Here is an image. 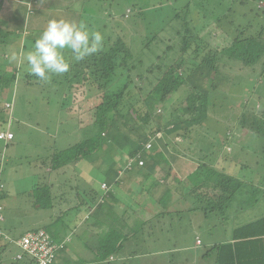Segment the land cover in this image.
Listing matches in <instances>:
<instances>
[{
	"label": "trees",
	"instance_id": "1",
	"mask_svg": "<svg viewBox=\"0 0 264 264\" xmlns=\"http://www.w3.org/2000/svg\"><path fill=\"white\" fill-rule=\"evenodd\" d=\"M25 1L19 5L27 11V16L35 19V16L44 17L45 7L43 9L35 7L31 12L25 4L28 2ZM30 1L32 4L35 2V0ZM59 1L61 0H58V3ZM120 1L113 0L110 11L111 5L115 2L118 5ZM160 1L163 4L170 0ZM171 1L175 5L171 18L167 23L165 20L148 43H141V47L143 46V49L147 47L148 52L152 42L158 41L157 47L160 53L157 52L156 58L151 55L153 53H148L155 61L148 67L140 69L141 59L137 58L140 56L136 52L133 53L130 48L134 34L128 30L124 39L122 35L113 33V27L109 28V32L106 31L107 23L110 22L99 13L105 1L83 0V10L78 16L77 23L84 21L91 30L102 32L105 35L104 49L71 65L67 73L53 75L52 78H59L69 92L75 85L77 87L86 85L90 77H93L100 92L85 99L86 103H78L80 100L76 99H81V96L76 93H73L71 101L61 102V106L68 107L73 99L78 101L69 106L65 112L82 110L87 116L85 118L79 116V127L77 128L76 124L75 128L79 129L81 123L87 121L91 131L73 144L61 149L54 148L49 156L51 169H58L69 163L87 161L104 172L108 180H116V185H120L117 183L121 182L122 185L129 187V190L133 189L136 194L135 199L138 195L145 194L150 196V202H153L151 191L161 185L159 179L163 178L167 181L174 174L173 167L176 169V164H180L178 160L182 159L175 157V162L170 163L165 154L167 147L164 142L165 137L185 139L190 136L192 126L197 125L205 129L204 121L207 119L210 103L209 93L199 82L209 83L218 78L226 79L237 89L240 86H249L245 91L240 89V93L248 97L256 90L257 80L264 84V0H253L250 9L241 14H238L236 5L245 7L249 0ZM177 1L179 3L176 5ZM3 2L4 0H0V8ZM122 2L124 5L126 2L133 6L137 1L122 0ZM257 2L263 4L257 6ZM49 5L51 6L48 4L47 7ZM138 7L144 6L139 3ZM233 16L238 19L237 24ZM49 20L45 17L43 24H40L46 27ZM240 21L246 22L247 25L240 24ZM169 27H172V35L168 37L166 35L163 40L161 34ZM226 34L228 37L231 36L228 41ZM173 41H176L174 47L167 45ZM2 42L3 40L0 39V46L3 45ZM7 64L8 62L5 69H1L3 66H0V131L6 130L9 120L14 124L18 122L14 119L15 110L10 108L12 102L10 97L12 95L13 98V93L9 91H12L21 80L31 84L38 79L27 73L23 61L19 66L14 64L7 66ZM82 67L88 68L81 70ZM137 68L141 70L140 73L136 72ZM117 71L125 75V78L120 80V85H115L119 80L115 84L112 83ZM154 73V78L149 79V75ZM180 88L184 91L182 100L174 99L173 104L170 105L171 100L168 98L174 93L177 94ZM224 90L226 91V88ZM261 99V97L249 98L238 102L243 110L241 127L246 126L249 140L241 143L242 138H235L236 131L240 129L238 126L234 127L230 133L231 139L227 140L230 137L226 136L224 143L230 149H227L228 151L226 150L220 159L215 156L214 151L209 150V153L200 154L201 156L198 155L191 160L189 166L194 170L188 174V178L193 185L188 192H184L186 180H178L174 185L169 184L181 193L180 196L184 199L181 208L175 206L174 194L169 193L160 203L154 202L143 206V203L138 202L139 211L135 210L134 206L132 208L125 206L121 212L117 209L112 211V217L107 213L105 222L108 223L109 232L105 231L106 235L100 238L99 242L96 241L92 251L88 252L89 258L84 261L77 259L76 262H79L77 264H130L131 260H137L142 264H199L206 260L205 257H208L212 264H264V215L233 227L232 225L228 227L223 221L226 220L225 217L227 219L230 217L227 210L231 204L233 206L230 214L234 217L242 215L244 207L241 201L244 199L252 200L251 205L259 204L264 200V173L258 168H262L264 160L257 147L256 155L259 159L256 160L257 157L254 155L253 161L259 173L254 172L255 176L251 177L250 173L242 172L243 168L249 167V164H241L242 159L250 156V149L256 146L257 142H260L258 148L264 151V101L261 102L262 104L257 102ZM4 102L9 105L5 107L2 104ZM158 109H161L162 114H156ZM64 120L65 118L60 124H63ZM159 133L161 136L158 135ZM105 135L111 139L110 144ZM154 141H157L158 145H155L152 148L153 152L150 153L146 148L148 144L149 147L153 146ZM160 143L162 146L158 147ZM208 144L212 146L213 142L208 141ZM230 152L234 153V157ZM209 157L211 159L206 162L205 159ZM123 161H131L130 167L124 168ZM222 162L227 166H221ZM230 165H233L232 169ZM121 168H123L121 173H118ZM136 175L140 180L135 179ZM144 184L146 187L140 192ZM72 187V190L76 189V186ZM50 191L51 186L47 184L29 191L28 195L34 200L33 206L39 209L54 208V198H57L53 197ZM86 195L84 192L81 193L84 199L88 198ZM236 200L238 201L234 205ZM102 206L103 204L99 203L94 209L95 213L99 212ZM0 207L2 213L3 207L1 205ZM72 211L74 208H69L66 213L70 214ZM184 216L188 220L185 226L180 223ZM108 218H112L113 222L112 220L108 222ZM118 221L122 222V226H114ZM84 229L83 232L87 233L88 225ZM94 229L91 228L88 234L91 235ZM101 230L104 232L103 229ZM220 230H223V233L219 236L220 239L216 240L214 232L220 233ZM201 234L212 239L206 241L204 237L202 240ZM2 235L0 228V238ZM4 239L7 240L6 243L0 242V264H33L32 261L19 260L15 257L18 250L12 243L15 239L8 236H4ZM130 240L136 241L137 244L132 249L130 243L126 254L124 250ZM195 241L203 242L200 250L205 252L202 256L198 255L196 261L191 255ZM70 242L71 239L68 237L59 242L54 241L58 247L55 258L50 264L55 263L60 251L71 249L67 245ZM9 245L16 249L14 253H6V250H11Z\"/></svg>",
	"mask_w": 264,
	"mask_h": 264
},
{
	"label": "rangeland",
	"instance_id": "2",
	"mask_svg": "<svg viewBox=\"0 0 264 264\" xmlns=\"http://www.w3.org/2000/svg\"><path fill=\"white\" fill-rule=\"evenodd\" d=\"M22 1L25 0H4L0 8V39H9L10 41V47L5 46L4 44L0 46V66H3L1 69L6 68L7 62V66L11 64L16 66L20 63V61H22V53L24 55V53L30 50L26 49L22 52L25 42L27 40H31L30 45H33L34 40L46 28L42 25L45 17L47 20H51V18H64L77 22L78 16L81 14V11L83 10L82 7L84 5L83 0H61L63 1L61 4V1L58 3V0H35L33 4L32 1L28 0L25 1L28 2L25 4H27V8L31 10V12L34 11L33 9L35 7L42 9L45 7L44 17L38 18L35 16L36 19L31 17L29 19V16L26 15L27 11H24V8L19 5L20 3H24ZM104 1L105 4L100 9L99 13L103 14L105 19L111 23H107L108 28L106 31L109 32V28L113 27V33L115 35L118 33L124 37L125 33H128V30H130L131 33L134 34L132 41H130V48L133 53L136 52L140 56L137 57L138 59H141L139 63L141 64L140 69L148 67L150 63L155 61V59L149 54L153 53L151 55L156 58L155 55L157 52L160 53L159 48L157 47V44L159 43L158 41L156 42V40L153 41L148 52L147 47L145 49H143V46L141 47V43H148L155 35L157 30L165 23V20L167 23L173 14V6H175L174 2L171 0L168 2L162 0L165 2L161 4L160 0H136L137 2H134V5L130 6L126 3L127 1L124 5L121 0L118 5V1L115 2L114 5H111L110 11V4L113 2V0H111V2L110 0ZM248 2L245 7L236 5L238 14H241L244 11L247 12L254 1L249 0ZM139 3H142L144 7H138ZM178 3L179 1H177L175 4L177 5ZM48 4H51V6L49 5L47 7ZM262 4V2H257V6ZM18 6L20 8H17ZM68 11L70 13H68ZM117 11L119 12L116 13ZM96 13H98V11H96ZM14 15H16V17H13ZM232 18H234L235 24H237L238 19L235 18V16ZM239 23L242 25H247L246 22L240 21ZM40 26H42L41 29ZM171 29L172 27H169L163 31L161 34V38L163 40L166 38V35L167 37L172 35ZM230 37L231 36L228 37L227 35L226 40H230ZM167 45H173L174 47L176 45V41L167 43ZM13 49L19 53L17 61H12L9 59V52ZM171 54H173V51ZM65 55L71 61V53L66 52ZM168 58H170V55ZM78 62L71 61V65ZM84 68L87 69L88 67H82L81 70H84ZM140 71L141 70L137 68L136 72L140 73ZM154 75L155 73L150 74L149 79L154 78ZM124 78L125 75L120 73V71H117L112 83L115 84L119 80L115 85H120V80ZM33 82L34 83L26 84L23 80H21L12 91H9L13 93V98L11 95L10 99L13 100L14 104L11 103L10 108H12L13 111L15 110L14 118L19 122H26L28 125H15L13 129L18 135L13 140L12 144H10L8 147H5V151L7 149V157L11 159V162L8 161L7 166L4 169L2 168V171L0 172V182H2V184H0V205L3 207V219L0 220L1 233L3 234L0 238L1 243H6L7 241L4 239V236L15 238L26 231L39 228L45 230L54 241H59V235H61L63 232L67 234V230L70 232L71 227L67 228L65 222H63V219L59 217V211L56 205L59 203V201L63 203L65 198L70 199V196L73 197L77 192V188L79 192H85L87 194L93 193L92 188H95L99 194H102L108 190L113 191L115 193L116 202L109 198V205L112 204L111 206H113L112 210L110 211L109 208H104V210L109 213L111 217L113 215L111 214L112 211H116L117 209L121 212L122 209H125V206L126 208H132V206H134L135 210L139 211L140 207L138 202L140 204L143 203V206H147L148 204H152L154 202L160 203L169 193L174 194L173 202H175V206L181 208L184 199L180 196L181 193H179V191L169 184L174 185V183L178 180H186L187 183L184 185V192H188L193 185V182L188 178V174L194 170L189 166L190 163H192L191 160H194L200 154L204 155L207 152L209 153V150L214 151L215 156L220 159V157L225 154L226 150L230 149V147L224 143H226L225 139L231 136L230 133L233 131L232 129L234 127L238 126L240 129L236 131L235 138H242L240 141L241 143L249 140V138H247L249 134L246 126L241 127L240 120L242 118L241 113L243 110L239 107L238 102L241 100H247L249 98L256 99L257 97L262 98L261 101H257L260 104H262L261 102L264 101V84L262 81L257 80L255 83L256 90H254L249 97L243 93H240L242 89L245 91L249 86H240L237 89L236 87L231 86V84H229L226 79L219 80L218 78H215L211 82L209 81V83L206 81L199 82L201 83V86L209 93V110L207 119L204 121V125L206 127L204 126L205 129H202L197 125L192 126L190 129V136L185 139H181L180 137L172 138L171 136L165 137L164 142L167 146L165 154L167 159L170 160V163L175 162V157H181L182 159L181 161L178 160L180 164H176V169L173 167L174 174L171 175L167 181H164L163 178L159 179L161 185L155 187L156 189L151 191L153 202H150V196L145 194L138 195V197L135 199L134 197L136 194L134 190H128L124 185H122L121 182L117 183L120 184L116 185L117 187L107 186L108 184H106V182L100 183L102 179L108 178L107 175L104 174V172H101L100 169L94 167V165L91 163H87V161H80V163H69L67 166L60 167L58 169H51L49 166L51 163L49 156L52 154L54 148L57 147L61 149L73 144L80 137L90 134L91 131V129L88 128L87 121H83L79 129L75 128L76 124L77 128L79 127V116L82 118L87 116L83 114L82 110L70 111L67 113L65 112L69 106L75 104L78 101H74L73 99L72 103L70 102L67 105L68 107L61 106V102H67L68 100L71 101L73 93H76L78 96H81V99H76L80 100L78 103H86L85 99L92 97L100 91L97 90V85L95 84L93 77H90V79L86 82V85H84L85 87L83 85H78V87L75 85L73 90L71 89L69 92L66 91V86L59 78H51L48 82L35 79ZM225 88L226 91L224 90ZM64 92L66 94H64ZM183 96V88H180L177 94L174 93L170 98H168L171 100L170 105L173 104L172 100H177V98L178 100H182ZM2 104L5 107L9 105L7 102ZM83 106H85V104ZM258 106L260 105H257V107ZM156 114H162L161 109H158ZM63 118H65V120L63 121V124H60ZM9 124L10 120L8 121L7 126H9ZM22 128H25L24 133L22 132ZM158 135L161 136V133ZM228 139H231V137L227 138V140ZM107 141L108 144H110L109 142L111 139L108 138ZM208 141H212L213 145L209 146ZM169 142L170 144H167ZM176 142L181 143L179 144ZM155 145H158L157 141L153 142V146H147L146 149L152 153L154 150L152 148H154ZM258 145L260 147V142H257L256 146H252L249 152L250 156L246 157L247 159L244 158L241 160L242 165L249 164V167L243 168L242 172L245 171V173H250L251 177L255 176L256 173H259V171H256L257 167L253 161L255 156L257 157L256 160L259 159L256 155V152H258L257 149L263 156L262 158L264 160V151L259 149ZM161 146L162 144L160 143V146L158 147ZM3 148V143L0 141V150ZM230 153V155L234 157V153ZM208 159L211 158L209 157L205 159V161L208 162ZM131 161H123L125 163L124 168L130 167ZM220 164L221 166H227L225 162ZM230 166L232 169L233 165ZM258 168L260 169L261 173H264V165H262L263 169L260 167ZM122 169L123 168L119 169L117 172L121 173ZM251 170H253V172ZM154 174H156V172ZM135 179L140 180V177L136 176ZM113 182H116V180ZM42 184H47L48 186H51V188L53 185H56L50 191L52 196L57 198H54V208L39 209L33 206L34 200L32 196L30 197V195H28L29 191L36 189L37 186ZM103 184H105L104 187ZM72 186H76V189L72 190ZM142 186L144 187H142L143 189L140 192L144 191L146 184ZM101 190H103V192H101ZM60 196L62 197L60 198ZM103 199L105 198L101 195H98V198H94L95 203L100 202ZM72 200L73 198H71L70 201ZM237 201L238 200H236L234 205L237 203ZM241 204L244 207L242 215L234 217L231 216L230 210L233 206L232 204L227 210V214L230 217H228V219L225 217L226 220L223 219V221L226 225H228V227L231 225L233 227L236 225L245 224L264 215V200L259 204L251 205L252 200L247 198L246 200L244 199L241 201ZM111 220L112 218L107 219L108 222ZM187 221L188 220L186 216H184L182 222L180 223L185 226ZM111 222H113V220ZM114 226H122V222L118 221L116 225L114 223ZM222 231L220 230V233L214 232V238L216 240L220 239L219 236L222 235ZM106 232H109L108 228L106 229ZM206 235L208 236V234ZM201 237L202 240L205 237L206 241L212 239H208L205 234H201ZM77 241L78 239H75L69 243L70 247L73 246V250L71 251L72 254L68 253L67 255L73 259L76 256L77 259H82L84 261L89 258V255L85 248L83 249L82 245L75 244ZM130 243L132 245V249L135 247V244H137V242L134 240L127 242L126 248L124 250L126 254L129 250ZM9 247L11 246L9 245ZM10 249L11 250H6V253H14L16 251V249ZM75 249L77 253L75 252ZM83 250L85 252L82 253ZM198 251L200 252V247L198 248ZM134 262L135 260L130 261L132 264H134ZM201 263L202 262H199V264ZM135 264L141 263L137 261ZM207 264H212V261L208 259Z\"/></svg>",
	"mask_w": 264,
	"mask_h": 264
},
{
	"label": "clouds",
	"instance_id": "3",
	"mask_svg": "<svg viewBox=\"0 0 264 264\" xmlns=\"http://www.w3.org/2000/svg\"><path fill=\"white\" fill-rule=\"evenodd\" d=\"M105 35L91 30L84 21L79 23L64 18H53L24 53L23 62L29 75L48 82L53 75L70 70L71 61H81L104 49ZM71 53V61L65 55ZM19 53L10 50L9 59L17 61Z\"/></svg>",
	"mask_w": 264,
	"mask_h": 264
},
{
	"label": "crops",
	"instance_id": "4",
	"mask_svg": "<svg viewBox=\"0 0 264 264\" xmlns=\"http://www.w3.org/2000/svg\"><path fill=\"white\" fill-rule=\"evenodd\" d=\"M13 17H16V15H14ZM15 40H14V42H15ZM30 42H31V40H27L25 42L24 47L22 48V52L24 51V49H31L32 46L30 45ZM1 44H4L5 46H9L10 47L9 39L8 40H3V42ZM22 55H23V53H22ZM21 59H23L22 56H21ZM22 61H20L18 66L21 64ZM11 103L14 104L13 100H12ZM15 125L27 126L28 124L26 122H19L18 121V122H16V124L11 122L9 124V126H6V130H9L10 132H12L13 138L11 139V141L0 140V141H2L3 146H4V148L2 150H0V172L2 171L1 170L2 168L4 169L7 166V162L8 161L11 162V159H9L7 157V152H6L7 149L5 151V147H8L10 144H12L13 140L18 135L17 132H15L14 129H13ZM24 129L25 128H22V132L23 133L25 132ZM136 176L138 177V175H136ZM113 181H114L113 179L112 180L102 179L100 181V183L106 182V184H108L107 186H110V187L115 186V187H117L116 183L113 182ZM0 184H2V182H0ZM54 186H56V185H53L51 189H53ZM126 188L129 190V187H126ZM92 190H93L92 191L93 193L92 194L91 193L90 194L86 193L88 195V198L84 199V197L83 198L81 197V193L82 192H79L78 188H77V192L74 194L73 197L70 196V199L69 198L68 199L65 198V201H63V203L61 201H59L58 205H56V207L58 208V211H59V214H58L59 217L61 216V219H63V222H65L67 228L71 227V230H70L71 234H70V232H68V230H67V234L65 232H63L61 235H59V238H60L59 241L65 239L67 237L69 239H71V242L73 240H75V239H78V241L75 244L82 245L83 249L85 248L87 253L91 252L92 251V247L97 242L100 241L99 239L103 238L106 235V233H105L106 229L107 228H108V230L110 229L109 226H108V223L105 222V217H106L107 212L104 210V208L112 209L113 206H111L112 204L109 205V201H110V199H113L115 201V193L113 191H111V190L110 191L108 190V191H106V192H104L102 194H99L95 188H92ZM101 192H103V190H101ZM98 195L103 196L106 200L103 199L102 201L95 203L94 198H98ZM61 197L62 196H60V198ZM71 198H73L72 201H70ZM85 201H87L88 203L85 202ZM99 203H100V205L103 204L102 209L99 212L95 213L94 209H95V207L97 205H99ZM82 205H84L83 209L80 210ZM69 208H72V209L74 208V211H72L70 214H67L66 211ZM93 213H95V214H93ZM0 214H2V213L0 212ZM87 225L89 227V231L91 230V228H93V227L95 228L94 231L92 230V233H90L91 235L88 234L89 231L87 233L83 232V231H85L84 227H86ZM101 229H103L104 232H102ZM80 232H82V233H80ZM10 238H12V237H10ZM12 239H15V238H12ZM198 240H200V239H198ZM59 241H57V242H59ZM196 241H197V239H196ZM196 241L193 244V246H192L193 249L191 251V255L194 257V259L196 257H198V255L202 256V254L205 253L204 250H203V252H202V250H200V252L198 251V248L203 244V242L200 241L201 243H197ZM75 244H73V245H75ZM67 245L69 247V243ZM10 246H11V248L14 249V247L12 245H10ZM190 246H191V244H190ZM72 250H73V246L71 247V249L66 248L63 251H60L57 254V258H56V261H55L54 264H77V263H79V262H76V260H77L76 256L73 259L69 255H67L68 253L72 254L71 253ZM75 252H76V249H75ZM83 252H85V251L83 250L82 253ZM136 256H138V255H136ZM205 258H206V260L204 262L202 261L201 264H207V260L209 258L208 257H205ZM202 260H204V259H202ZM195 261H196V259H195ZM135 263H137V260L134 262V264ZM130 264H132V263H130Z\"/></svg>",
	"mask_w": 264,
	"mask_h": 264
},
{
	"label": "built area",
	"instance_id": "5",
	"mask_svg": "<svg viewBox=\"0 0 264 264\" xmlns=\"http://www.w3.org/2000/svg\"><path fill=\"white\" fill-rule=\"evenodd\" d=\"M12 137L13 134L9 130L0 131V140L8 141ZM104 186L105 184H103ZM1 219H3L2 214H0ZM12 243L18 248L15 257L19 260L32 261L33 264H50L55 258L58 247V244H55L51 236L43 229L27 231L21 237L13 240Z\"/></svg>",
	"mask_w": 264,
	"mask_h": 264
}]
</instances>
